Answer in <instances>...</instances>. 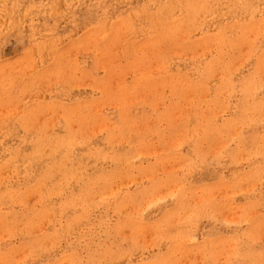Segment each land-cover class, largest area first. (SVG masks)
Masks as SVG:
<instances>
[{
    "label": "rangeland",
    "instance_id": "1",
    "mask_svg": "<svg viewBox=\"0 0 264 264\" xmlns=\"http://www.w3.org/2000/svg\"><path fill=\"white\" fill-rule=\"evenodd\" d=\"M0 264H264V0H0Z\"/></svg>",
    "mask_w": 264,
    "mask_h": 264
},
{
    "label": "bare ground",
    "instance_id": "2",
    "mask_svg": "<svg viewBox=\"0 0 264 264\" xmlns=\"http://www.w3.org/2000/svg\"><path fill=\"white\" fill-rule=\"evenodd\" d=\"M215 43V42H214ZM179 47V46H178ZM174 51V50H173ZM168 52V51H167ZM182 53H184V52H182ZM177 55H178V53H176ZM246 54V53H245ZM26 59V58H25ZM152 61V60H151ZM154 62V61H153ZM157 62V61H156ZM163 67V66H162ZM145 68V67H144ZM154 68H156V67H154ZM167 69V68H166ZM159 70V69H158ZM219 74V73H218ZM76 86V85H75ZM161 88V87H160ZM228 88V87H227ZM99 89V88H98ZM225 94V93H224ZM189 95V94H188ZM130 96V95H129ZM190 105V104H189ZM114 106V105H113ZM99 108V107H98ZM93 110V109H92ZM99 111V110H98ZM178 112V111H177ZM182 112V111H181ZM11 114V113H10ZM255 115V114H254ZM204 117V116H203ZM252 117V116H251ZM263 118V117H262ZM206 119V118H205ZM254 121H255V119H253ZM173 123V122H172ZM259 123V122H258ZM34 124V123H33ZM235 128V127H234ZM101 129V128H100ZM85 130V129H84ZM88 131V130H87ZM187 131V130H186ZM85 132V131H84ZM182 132H183V130H182ZM194 132V131H193ZM185 133V132H184ZM85 134V133H84ZM97 134V133H96ZM193 136V135H192ZM185 137V136H184ZM232 137V136H231ZM178 138V137H177ZM184 139H186V138H184ZM183 141V140H182ZM222 141V140H221ZM230 141V140H229ZM178 143H179V141H178ZM205 143V142H204ZM221 145H222V143H221ZM228 145V144H227ZM179 147V146H178ZM156 151V150H155ZM223 159V158H222ZM167 167V166H166ZM2 172V171H1ZM172 186V185H171ZM170 189H172V188H170ZM175 190V189H174ZM174 193V192H173ZM172 195V194H171ZM233 195V194H232ZM33 196V195H32ZM226 197V196H225ZM211 198V197H210ZM152 203V202H151ZM198 203V202H197ZM49 216V215H48ZM248 216V215H247ZM246 216V217H247ZM45 221V220H44ZM43 223V222H42ZM182 224V223H181ZM21 225V224H20ZM155 231V230H154ZM4 232H6V231H4ZM146 234V233H145ZM84 235V234H83ZM45 240V239H44ZM43 240V241H44ZM147 243V242H146ZM222 252V251H221ZM20 253V252H19ZM22 254V253H21ZM20 257V256H19ZM200 257V256H199Z\"/></svg>",
    "mask_w": 264,
    "mask_h": 264
}]
</instances>
